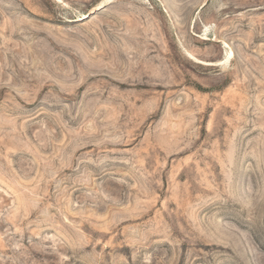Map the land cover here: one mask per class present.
Listing matches in <instances>:
<instances>
[{"label":"rangeland","instance_id":"374dc122","mask_svg":"<svg viewBox=\"0 0 264 264\" xmlns=\"http://www.w3.org/2000/svg\"><path fill=\"white\" fill-rule=\"evenodd\" d=\"M0 264H264V0H0Z\"/></svg>","mask_w":264,"mask_h":264},{"label":"bare ground","instance_id":"6f19581e","mask_svg":"<svg viewBox=\"0 0 264 264\" xmlns=\"http://www.w3.org/2000/svg\"><path fill=\"white\" fill-rule=\"evenodd\" d=\"M230 50V49H229ZM230 53V52H229ZM231 54V53H230ZM231 56V55H230ZM223 64V63H222Z\"/></svg>","mask_w":264,"mask_h":264}]
</instances>
